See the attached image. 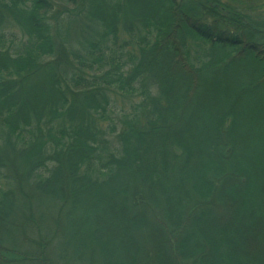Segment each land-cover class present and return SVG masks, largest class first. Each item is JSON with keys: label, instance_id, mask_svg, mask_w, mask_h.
<instances>
[{"label": "trees", "instance_id": "trees-1", "mask_svg": "<svg viewBox=\"0 0 264 264\" xmlns=\"http://www.w3.org/2000/svg\"><path fill=\"white\" fill-rule=\"evenodd\" d=\"M0 264H264V0H0Z\"/></svg>", "mask_w": 264, "mask_h": 264}]
</instances>
